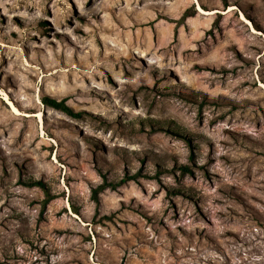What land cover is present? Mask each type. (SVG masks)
Instances as JSON below:
<instances>
[{"label":"rangeland","instance_id":"obj_1","mask_svg":"<svg viewBox=\"0 0 264 264\" xmlns=\"http://www.w3.org/2000/svg\"><path fill=\"white\" fill-rule=\"evenodd\" d=\"M0 264H264V0H0Z\"/></svg>","mask_w":264,"mask_h":264},{"label":"trees","instance_id":"obj_2","mask_svg":"<svg viewBox=\"0 0 264 264\" xmlns=\"http://www.w3.org/2000/svg\"><path fill=\"white\" fill-rule=\"evenodd\" d=\"M223 2L225 3V5H228V0H223ZM42 100H43V102L45 104H47V105H49L51 107H54L56 109L62 110V111L66 112V113H68V114H70L72 116L80 117L82 115L81 111L74 110V108L67 103L66 98L58 99V98H55V97L50 96V95H45V96H43ZM183 171H190V168L185 166L183 168ZM138 175H139V172H136L135 174L124 176L118 182L108 183V182L105 181V182L99 184L96 188L93 189L92 197L95 200H97L98 199V192L100 190L105 189L107 187L116 188L117 186L123 184L124 182H126L128 180L137 178ZM27 183L29 185H39V186L43 187L44 189H46L45 183L42 180L33 179V180L28 181ZM46 192H47L48 196L44 200V206L50 200V195L48 193V190H46Z\"/></svg>","mask_w":264,"mask_h":264},{"label":"bare ground","instance_id":"obj_3","mask_svg":"<svg viewBox=\"0 0 264 264\" xmlns=\"http://www.w3.org/2000/svg\"><path fill=\"white\" fill-rule=\"evenodd\" d=\"M198 8L201 10V11H205L206 13H212L211 11H206L205 9H203L201 6H200V4L198 5ZM233 7H230L229 9H232ZM10 104H11V106H12V109L16 112V113H19V112H17L18 111V109H17V107H16V105H14L13 103H11L10 102ZM13 111V112H14ZM38 115H39V121L42 123V125H43V118H42V113L40 112V113H38Z\"/></svg>","mask_w":264,"mask_h":264}]
</instances>
